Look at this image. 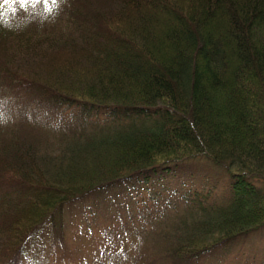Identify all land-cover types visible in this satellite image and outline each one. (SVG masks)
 Wrapping results in <instances>:
<instances>
[{
    "label": "trees",
    "instance_id": "obj_1",
    "mask_svg": "<svg viewBox=\"0 0 264 264\" xmlns=\"http://www.w3.org/2000/svg\"><path fill=\"white\" fill-rule=\"evenodd\" d=\"M14 3L0 0V108L20 99L23 120L0 125V264L138 184L127 211L160 224L173 264L264 231V0ZM27 108L78 126L42 140Z\"/></svg>",
    "mask_w": 264,
    "mask_h": 264
},
{
    "label": "rangeland",
    "instance_id": "obj_2",
    "mask_svg": "<svg viewBox=\"0 0 264 264\" xmlns=\"http://www.w3.org/2000/svg\"><path fill=\"white\" fill-rule=\"evenodd\" d=\"M10 1L23 2L7 0ZM19 100H14V106L7 110L0 108L6 120L0 125L22 123V112L16 103ZM51 113L56 112L46 108L44 114L47 116L42 118L38 116V111L34 110L31 114L30 109H26L29 120L37 124L30 130L31 135L56 141L63 131L77 128L76 121L71 120L73 110L65 111L63 116H66L60 123L59 117L49 116ZM63 124L68 125V129ZM147 194L146 189L142 190V184H138L121 196L108 194L103 203L100 198L97 201L87 198L86 202L69 209L62 241L53 246L50 238L41 240L40 247H35L25 257V264H173L163 252L165 243L159 234L160 224H151L149 219L143 223L135 215L131 217L132 213L127 211V207L135 208L141 204ZM193 264H264V231L239 244L219 249Z\"/></svg>",
    "mask_w": 264,
    "mask_h": 264
},
{
    "label": "clouds",
    "instance_id": "obj_3",
    "mask_svg": "<svg viewBox=\"0 0 264 264\" xmlns=\"http://www.w3.org/2000/svg\"><path fill=\"white\" fill-rule=\"evenodd\" d=\"M5 122L6 120L4 119L3 114L0 113V123H5Z\"/></svg>",
    "mask_w": 264,
    "mask_h": 264
},
{
    "label": "snow or ice",
    "instance_id": "obj_4",
    "mask_svg": "<svg viewBox=\"0 0 264 264\" xmlns=\"http://www.w3.org/2000/svg\"><path fill=\"white\" fill-rule=\"evenodd\" d=\"M5 2H7V0H5Z\"/></svg>",
    "mask_w": 264,
    "mask_h": 264
}]
</instances>
